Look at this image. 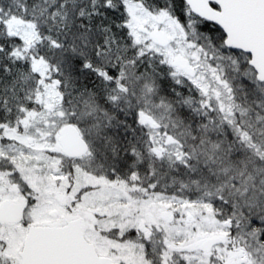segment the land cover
<instances>
[{"label":"snow or ice","instance_id":"1","mask_svg":"<svg viewBox=\"0 0 264 264\" xmlns=\"http://www.w3.org/2000/svg\"><path fill=\"white\" fill-rule=\"evenodd\" d=\"M0 264H264V0H0Z\"/></svg>","mask_w":264,"mask_h":264}]
</instances>
